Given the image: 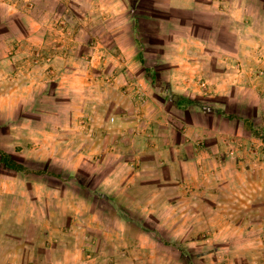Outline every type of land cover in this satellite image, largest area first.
I'll return each instance as SVG.
<instances>
[{
  "label": "rangeland",
  "instance_id": "1",
  "mask_svg": "<svg viewBox=\"0 0 264 264\" xmlns=\"http://www.w3.org/2000/svg\"><path fill=\"white\" fill-rule=\"evenodd\" d=\"M0 1V264H264V0Z\"/></svg>",
  "mask_w": 264,
  "mask_h": 264
},
{
  "label": "crops",
  "instance_id": "2",
  "mask_svg": "<svg viewBox=\"0 0 264 264\" xmlns=\"http://www.w3.org/2000/svg\"><path fill=\"white\" fill-rule=\"evenodd\" d=\"M205 1L208 2V3H210L212 6H216L218 4H221L220 0H205ZM232 2H235V0H233ZM232 2H229V0H228V2H226V3L230 5V3H232ZM0 4H2L1 1H0ZM4 6H6V8H7V11H8V15L7 16L9 18V19L8 18L5 19V22H6V25H7L6 26V29L8 27H10L12 24H14V21L15 20L23 18V20H24L23 23L25 22L24 24H26V27H27V30L26 31H28L29 25H32V23L34 22L33 18L30 17L28 14L25 13L27 11H24L23 10V9L28 8V1L27 0H24V2L23 1H20V0L19 1L18 0L17 1H11V2L5 3ZM232 12H233L232 10H228L225 13L232 20L233 19L234 20H239V19H241L244 16V14L239 15L238 13H232ZM0 21H2V19H0ZM42 21L43 20H41V22L39 23L36 20L35 21V24L33 23L34 25H37L36 30H38L37 28H40L41 26H43V22ZM6 48L8 49V47H6ZM3 53H4V51H3ZM9 64H12V61L11 60H5V58H3V60H0V75L1 76L5 77V73H7V72H5L7 70L6 69V66H8ZM23 78H27V79L23 80V82H24V84H28V82H29V80H28L29 76L27 74H25ZM195 83H196V81H195ZM25 90L26 91L28 90V87L27 86H26V89ZM176 90H180V92L182 94H187L188 93V95H194L195 97H198L197 96L198 89H193V88L189 89V87H184V86L181 85V86L177 87ZM216 92H219V90H216ZM184 149L185 148L182 147L181 145L179 147H175L174 149L173 148H170V150H172L174 152L173 155L171 156L172 159L170 158V159L163 160L164 159V153H160V155L155 158L156 164L153 165L154 166L153 168L156 169V170H158V171H160L161 168L165 167L166 164L170 165L171 164V161H172V163L174 164V166L177 165V167L182 166V165H187L189 163L190 164L192 163V164H194L195 169L198 172V169H199L200 164H203L204 165V163L201 161V159L204 158V157H201V156H198L197 155V156H193L189 160V157L187 158V157H185L183 155L184 154L183 153ZM165 152H168L169 153V151L167 149L165 150ZM137 160H139V158ZM138 164H139V162H138ZM153 168H151L150 170H154ZM154 174H157V175H155V177H153L154 178V181H156L157 183H159V180L162 179V183H163V181H164L163 176L159 175V172L154 173ZM137 176L138 175L135 174L134 175V178H136ZM186 177H187V173H181L180 176L179 177H175V179H171V177L168 178V182L169 183H177V184L178 183H181V187H179L177 189L179 191V194H177V193H175V194H177L179 196H184L183 195V192H182V185H183L184 181L187 182V179L188 178H186ZM134 178H133V180H134ZM161 187H163L162 190H164V186H157L155 189H151L152 191H150V190H148V191H146V190L142 191V189L140 187H131V186L129 187L128 186L127 188H130V190L132 189V191H134L136 194H139V193L142 194V192L143 193L149 192L148 194H152L153 193V190H156L155 192H157V194H163V196H171V195L176 196L173 192L171 193V192H169L167 190L165 192H161L160 191L161 190L160 189ZM201 194L202 195H200V196H202V197H204L206 195H210L209 193L206 194V192L204 190H202ZM202 200H206V198H203Z\"/></svg>",
  "mask_w": 264,
  "mask_h": 264
},
{
  "label": "trees",
  "instance_id": "3",
  "mask_svg": "<svg viewBox=\"0 0 264 264\" xmlns=\"http://www.w3.org/2000/svg\"><path fill=\"white\" fill-rule=\"evenodd\" d=\"M183 102L179 103L178 105L180 107L184 106V105H191L194 102L189 100V99H182ZM246 124H248V121H245ZM250 124V123H249ZM264 140V138H262ZM0 162L3 166H5L7 169L14 171V172H25L26 168L19 164L18 162H16L11 156H9L8 154H6L5 152H0Z\"/></svg>",
  "mask_w": 264,
  "mask_h": 264
}]
</instances>
